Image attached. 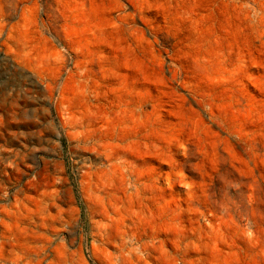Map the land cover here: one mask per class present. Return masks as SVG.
Wrapping results in <instances>:
<instances>
[{
    "label": "rangeland",
    "instance_id": "obj_1",
    "mask_svg": "<svg viewBox=\"0 0 264 264\" xmlns=\"http://www.w3.org/2000/svg\"><path fill=\"white\" fill-rule=\"evenodd\" d=\"M0 264H264V0H0Z\"/></svg>",
    "mask_w": 264,
    "mask_h": 264
}]
</instances>
